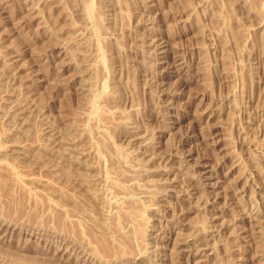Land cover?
Returning <instances> with one entry per match:
<instances>
[{
  "label": "rangeland",
  "instance_id": "rangeland-1",
  "mask_svg": "<svg viewBox=\"0 0 264 264\" xmlns=\"http://www.w3.org/2000/svg\"><path fill=\"white\" fill-rule=\"evenodd\" d=\"M0 264H264V0H0Z\"/></svg>",
  "mask_w": 264,
  "mask_h": 264
},
{
  "label": "bare ground",
  "instance_id": "bare-ground-1",
  "mask_svg": "<svg viewBox=\"0 0 264 264\" xmlns=\"http://www.w3.org/2000/svg\"><path fill=\"white\" fill-rule=\"evenodd\" d=\"M208 247V246H207ZM207 247H205L204 249H206ZM187 250V249H186ZM189 250V249H188ZM197 251V250H196ZM205 251V250H204Z\"/></svg>",
  "mask_w": 264,
  "mask_h": 264
}]
</instances>
